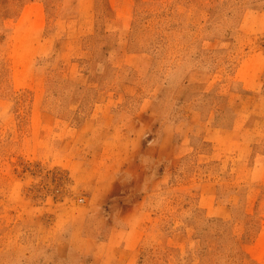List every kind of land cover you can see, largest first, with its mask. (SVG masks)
<instances>
[{
  "label": "rangeland",
  "instance_id": "rangeland-1",
  "mask_svg": "<svg viewBox=\"0 0 264 264\" xmlns=\"http://www.w3.org/2000/svg\"><path fill=\"white\" fill-rule=\"evenodd\" d=\"M0 0V264H264V0Z\"/></svg>",
  "mask_w": 264,
  "mask_h": 264
},
{
  "label": "crops",
  "instance_id": "crops-1",
  "mask_svg": "<svg viewBox=\"0 0 264 264\" xmlns=\"http://www.w3.org/2000/svg\"><path fill=\"white\" fill-rule=\"evenodd\" d=\"M36 2H38V1L36 0Z\"/></svg>",
  "mask_w": 264,
  "mask_h": 264
}]
</instances>
